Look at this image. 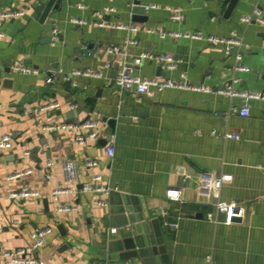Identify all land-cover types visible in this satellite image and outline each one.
Listing matches in <instances>:
<instances>
[{
	"label": "crops",
	"instance_id": "obj_1",
	"mask_svg": "<svg viewBox=\"0 0 264 264\" xmlns=\"http://www.w3.org/2000/svg\"><path fill=\"white\" fill-rule=\"evenodd\" d=\"M44 1L0 0V16L8 15L1 20L6 38L0 39V137L10 135L15 143L13 151L0 152V249L23 248L36 229L56 226L38 264H163V256L169 264H264V101L249 103L250 115L242 117L238 111L247 102L220 93L233 86L264 95V24L243 21L255 12L264 20V0H239L229 14L231 0H63L60 10L41 21L38 7ZM136 4L155 8L135 15ZM106 8L113 11L104 21L142 30L96 27ZM175 9L183 20L172 19ZM158 30L222 38L236 33L244 45L227 53L207 40L163 39ZM131 39L138 43L130 44ZM143 54L172 55L181 63L169 71L144 60L140 76L185 79L210 92H119L114 72ZM239 64L251 71L237 70ZM17 65L39 74L17 72ZM86 71L102 76L88 77ZM51 75L56 80L48 84ZM65 76L72 82L65 83ZM6 79L11 88L3 86ZM99 90L95 107L87 104ZM56 102L58 109L36 111ZM105 118L116 122L114 132ZM88 121L101 126V138L80 146L76 139L88 133L81 128ZM64 123L79 126L47 129ZM228 133L239 139H228ZM110 137L112 158L100 144ZM88 160L97 161L98 168L88 169ZM48 162L54 165L51 179L46 178ZM66 162L76 166L75 183L63 172ZM27 170L34 174L10 180ZM96 176L108 192L83 191ZM207 176L223 178L219 200L244 208L243 218L225 222L217 200L201 190ZM25 187L45 198L10 197ZM56 190H65L58 200ZM171 190L180 192L179 201L167 197ZM59 204L74 210L59 216ZM58 224L64 225L65 237Z\"/></svg>",
	"mask_w": 264,
	"mask_h": 264
},
{
	"label": "built area",
	"instance_id": "obj_2",
	"mask_svg": "<svg viewBox=\"0 0 264 264\" xmlns=\"http://www.w3.org/2000/svg\"><path fill=\"white\" fill-rule=\"evenodd\" d=\"M154 7H148L146 10H150ZM113 10L106 8L105 12L100 15V20L96 21L94 25L101 29H117V30H129L132 33L138 34L142 29L137 25H127V24H113L104 21L102 18L105 13L112 12ZM8 18V15L0 16V39H5L6 34L2 30L1 20ZM183 13L179 9H175L172 12V19L176 21L183 20ZM244 22L250 24L252 22H260L264 24V20L261 18L260 12H255L252 16H246L243 19ZM81 25H86L87 22H80ZM163 39L167 37H171L175 40L179 39H189V40H207L211 44H220L223 45L227 53H231L234 47L242 48L243 42L240 40L236 33H233L230 38H222L215 35H210L205 37L202 33L199 32H190V33H181V32H163L162 30H158ZM148 33H155L153 29H146ZM53 37L55 39H59V32L54 30ZM130 44H137V39L129 40ZM144 60L156 61L163 69L169 71L177 70L180 60L176 59L172 55H162V56H152L149 54H143L140 57L136 58L134 62L130 65L123 64L119 68V72L117 78L115 80V86L117 90L121 93L123 92H135L139 95H152L153 91H157L158 93H162L168 89H178V90H187L193 92H210V89L204 86H196L187 82L185 79L181 81H174L171 79H162V78H146L142 77L138 74L137 70L142 65ZM242 60V55L237 56V62L240 63ZM17 72H21L24 74H39L38 70L25 68L23 66H14L13 68ZM237 70L243 72H250L251 69L245 65L239 64L237 66ZM85 76L99 78L102 76L100 72L94 71H86L83 73ZM56 80V76H50L47 79L48 84H53ZM65 83H71L72 79L70 76L64 77ZM220 93L228 96L229 98H242L247 102V105L241 108L238 111L240 116L248 117L250 115V109L248 104L252 101H264V95L258 92L252 91H244L240 92L236 90L233 86H228L227 88L220 91ZM60 107L58 102L53 103L49 106L41 108L40 110H36L37 112H43L48 110H55ZM79 125L74 126L70 123H64L61 125H55L47 128L49 131H73ZM82 129L87 130L86 135H80L77 137L76 141L80 146H86L91 142H97L101 138V126L96 122H86L81 125ZM228 139H239L238 135L228 133L226 135ZM15 148L14 139L10 135H5L0 137V152H11ZM115 149L113 146V140L108 142L107 145V156L112 158L114 156ZM29 154V153H27ZM48 170L46 172V178H52V169L54 167L52 162H48ZM99 163L95 160H88L86 162V167L88 169L98 168ZM63 172L70 183H75L77 181V170L76 166L73 163L66 162L63 164ZM34 174L33 170H27L24 173H19L12 177L10 180L24 178L27 176H32ZM102 178L100 176H96L92 179L91 182L84 184L83 191L86 193H96V192H108V190L104 189L101 185L98 184L101 182ZM224 185L223 178L219 179H209V176L205 177L201 182V190L212 199L217 200V210L219 213L224 214L225 222L228 224H232L235 220L243 218L245 211L244 208L238 206L237 204H228L220 201L219 192L221 191ZM65 192V190H56L53 194V198L58 200L59 195ZM10 197L13 199H17L19 201L29 200V199H43L45 198V194H43L39 190H33L28 187L22 189L19 193L10 194ZM167 197L173 201H179L181 199V195L179 191L171 190L167 193ZM101 206H107L106 202H99ZM74 210V207L68 205L59 204L57 208V215L62 216L69 214ZM209 220H214L215 216L213 213H209L207 215ZM56 231V226H47L36 229L31 234V240L29 244L23 248H19L16 250H1L0 249V262L6 264H38V254L45 247L47 239ZM1 233V232H0Z\"/></svg>",
	"mask_w": 264,
	"mask_h": 264
},
{
	"label": "water",
	"instance_id": "obj_3",
	"mask_svg": "<svg viewBox=\"0 0 264 264\" xmlns=\"http://www.w3.org/2000/svg\"><path fill=\"white\" fill-rule=\"evenodd\" d=\"M238 1L239 0H231L230 1V5H229V9H228V14L230 13V11L233 9V7L235 6V4ZM62 3H63V0H45L44 2H42L39 5V7H38V9L40 11H42L41 21H45L48 17H52L53 14H54V11H57V10H60L61 9L60 7H61ZM142 12L143 13L147 12L146 8H142V7H140L139 4H136L135 8L133 9V13L135 15H138V14H141ZM160 70H163V67L160 66ZM6 72L9 73L10 70L8 69ZM117 75H118V73H117V71H115L114 74H113V84L115 83V80L117 78ZM2 83H3V86L4 87H7L8 88V86H10V88H11V85H12V81L11 80L6 79ZM65 91L68 92V93L71 92L70 84H68L65 87ZM101 91L102 90H99L98 93H97V95L94 98H88L86 100V103L89 104L92 107H95V105L97 103V100L101 97ZM103 121L105 123H108V125L112 128V130L114 132L115 126H116V122L114 120H108L107 118H105ZM111 140H112V137H110L108 140H102L100 142V144L102 146L106 147L108 145V142H110ZM44 204H45L46 212H49L48 201L45 200L44 201ZM51 217H53V216H51ZM57 229H58V231H59V233H60L61 236H63V237L66 236L67 232L65 230L64 225L58 224ZM163 243H164L163 240H158V242H157V244H158V250H159L160 254H165L166 253L165 252V249L163 248ZM66 248H67V246H64L61 249V251H64ZM163 264H169L167 262V260L165 259L164 256H163Z\"/></svg>",
	"mask_w": 264,
	"mask_h": 264
}]
</instances>
